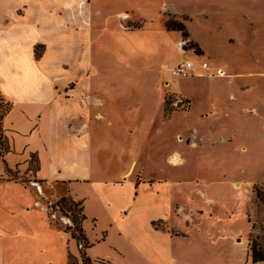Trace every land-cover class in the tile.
<instances>
[{"label": "crops", "instance_id": "obj_1", "mask_svg": "<svg viewBox=\"0 0 264 264\" xmlns=\"http://www.w3.org/2000/svg\"><path fill=\"white\" fill-rule=\"evenodd\" d=\"M169 18L185 23L203 51L198 59L183 54ZM195 18L229 28L219 44H241L262 69L245 74L213 59L206 44L214 31L195 36ZM169 47L182 58L173 67ZM183 55L195 75L178 91L163 71ZM253 78L264 91V0H0V90L13 104L7 116L18 117L27 163L38 160L24 200H0V264H70V256L83 264L77 240L49 218V204L62 197L84 205L94 262L264 264L249 249L259 227L247 218L236 228L237 206H218L206 179L264 160L252 137L241 139L255 125L264 131V96L260 110L243 109L232 93L237 104L225 110L221 90L209 85L228 79L244 98ZM172 94L190 108L166 117Z\"/></svg>", "mask_w": 264, "mask_h": 264}, {"label": "rangeland", "instance_id": "obj_2", "mask_svg": "<svg viewBox=\"0 0 264 264\" xmlns=\"http://www.w3.org/2000/svg\"><path fill=\"white\" fill-rule=\"evenodd\" d=\"M217 20L210 19L208 21V26L205 28L203 25V21L201 18H195L193 21L189 22L190 29L194 33L195 36H199L202 38H207L208 32L214 31L212 34V42L206 44L207 51L209 54L213 55V59L216 61H231L233 63V68L237 72L242 73H249L251 70H261L262 66L259 62H256L254 57H248L245 53V47L241 44H219V42H223L224 39L229 37L232 32L229 28L223 29L221 31L218 30V26L216 24ZM209 30V31H207ZM182 35V34H181ZM191 37V36H190ZM184 39V44L187 43L189 40L194 41L191 38ZM224 38V39H223ZM195 42V41H194ZM198 44L197 42H195ZM188 45V44H187ZM199 46V45H198ZM187 47V46H186ZM185 47V48H186ZM200 47V46H199ZM201 49V48H200ZM170 55H171V63L169 64L170 67H173L175 61L181 58V56L172 48H168ZM202 50V49H201ZM187 51H194L193 49H184L183 54H190L189 57L196 60L199 58L201 54H193ZM203 52V51H202ZM40 52L38 51V55ZM183 55L184 61L187 60ZM247 56V57H246ZM182 59V58H181ZM253 60V64L249 63L250 60ZM248 61V62H247ZM173 62V63H172ZM208 65V64H207ZM204 70H214L215 73L218 72V69H214L208 65L207 69ZM221 72V70H219ZM164 76L167 80L172 82L174 90L185 91L187 78L177 77L173 75L172 69L163 71ZM225 75V73H224ZM256 79L253 80V91L247 97L241 98V93L237 88L233 85L229 84L228 79H217L214 81H210L209 85L211 89L221 90V103L223 104V108L225 110L233 109V106L237 104V101H232L229 99V96L233 93L237 96V100L240 99L244 103L243 109L246 107L252 108L256 107L257 109L262 108L261 99L264 96V91H261V82L257 81ZM203 81V80H202ZM238 82V80H237ZM174 94L168 95L167 101L171 102L170 104V115L175 111H186L190 108V103H188V109L183 107L182 104H177V98ZM240 97V98H239ZM262 97V98H261ZM174 101V102H173ZM186 102V101H185ZM10 107V101H8L1 93H0V115H2L6 109ZM166 110V108H165ZM169 115V116H170ZM5 115L2 128L4 130V134L9 139V144L11 146V151L4 154V159L8 165V168L12 170V174H8L5 171V165L2 162V157L0 156V176L2 177L0 181L10 182L12 184H3L0 183V200L7 198L8 200H24V182L27 184H31V178L28 176L30 174V170L36 167V159L33 158L31 164L27 163V159L30 157V150L27 147L26 139L22 136V132L18 131L15 127L19 128V124H17L18 117L16 115L7 116ZM21 127V126H20ZM252 137V140L250 139ZM252 141V145L255 146L256 149L264 151V131L261 130L260 126L255 125L253 126V130L249 135L242 137V140ZM217 139V135L214 136L209 142L210 146L217 148L218 145L214 143ZM242 145V144H241ZM241 150V146H237L236 152L238 154ZM30 169V170H28ZM26 171V172H25ZM15 175V177H13ZM32 177V176H31ZM264 178V160L257 161L255 160H247L245 161H238L235 166L229 171L226 172L225 175L223 174H214L213 172L210 173V176L206 178L210 180V192L208 193V197L218 203V206H237V209L234 210L235 219H236V228L245 229L248 220L251 221L252 226L254 228L259 227L257 233H249L250 238L255 239L258 244L263 248L264 253V207L261 204L255 194L253 193V186L263 180ZM199 182H203L205 179H197ZM222 181V183H216L217 181ZM35 183H39L35 181ZM254 184V185H253ZM32 185V184H31ZM263 185V182L260 183ZM35 186V185H33ZM205 186V184H202ZM39 188V187H38ZM30 190V189H29ZM47 190V188H46ZM211 195V196H210ZM207 202L204 198L200 200L201 202ZM7 203V202H6ZM57 202H53L48 206V213L49 218L52 223L57 224L56 227L64 229L65 227L69 226L70 220H68L67 216L61 211L60 207L56 206ZM213 205V204H212ZM2 206V203H0ZM38 206V205H35ZM60 223L58 222V218H60ZM248 218V220H247ZM67 222L64 223V220ZM61 223L63 225H61ZM73 244H71V247ZM81 256V254H80ZM112 262V261H111ZM95 264H102V263H95Z\"/></svg>", "mask_w": 264, "mask_h": 264}, {"label": "trees", "instance_id": "obj_3", "mask_svg": "<svg viewBox=\"0 0 264 264\" xmlns=\"http://www.w3.org/2000/svg\"><path fill=\"white\" fill-rule=\"evenodd\" d=\"M132 27L139 28V27H142V25L134 24L132 25ZM166 27L169 31L181 33L184 39L188 40V38L190 37V33L188 32L187 27L185 23H183L182 21H179L174 18H169L166 22ZM183 49H193L196 54L203 53L200 47L198 46V44H196L192 40H189L187 43H185L183 46ZM0 93H1V90H0ZM187 102L190 103L189 101ZM170 104L171 102L168 100L166 104V117H169L170 115ZM12 106L13 104L10 102V107H8L6 111L2 115H0V156L2 157V162L5 165V171L8 174H12L14 172H12L10 168H8V165L4 159V154L11 151V146L8 142L9 139L4 134V130L2 128V122H3L5 115H8V113L11 111ZM33 158L35 157L33 156L32 160ZM36 165H38V160L36 161ZM13 177H15V175ZM1 178L2 177L0 176V179ZM253 193L255 194L257 200L261 204H263V207H264V182H263V185H260V183L255 184L253 186ZM56 206L60 207L63 213H67L65 215L70 220V224L69 226L65 227L63 230L71 233L72 237L77 240L80 246V254L82 257L83 264H95V263L109 264L108 262H105L103 260L94 262L86 255V250L92 245V243L89 241L88 237L86 236L85 230L83 228V223L87 217L84 213V205L82 201H76L72 197H62V198H59ZM55 225L57 226V224ZM252 227L253 229H255L254 226ZM249 249H250L252 260L254 263L264 261V253L262 252L263 248L258 244V242L255 239L250 238ZM70 264H73L72 256H70Z\"/></svg>", "mask_w": 264, "mask_h": 264}, {"label": "built area", "instance_id": "obj_4", "mask_svg": "<svg viewBox=\"0 0 264 264\" xmlns=\"http://www.w3.org/2000/svg\"><path fill=\"white\" fill-rule=\"evenodd\" d=\"M184 46V45H183ZM183 48V47H182ZM194 68H195V64L193 63V61L191 60H186V61H183L182 63L178 64L176 67H174L172 69V72H173V75L177 76V77H182V78H191L195 75L194 73ZM208 66L207 64L204 65V69H207ZM214 75H217V76H223L224 73L222 72H218L215 73ZM183 107L185 108H188V103L187 102H181ZM69 220V219H68ZM70 222V221H69Z\"/></svg>", "mask_w": 264, "mask_h": 264}]
</instances>
